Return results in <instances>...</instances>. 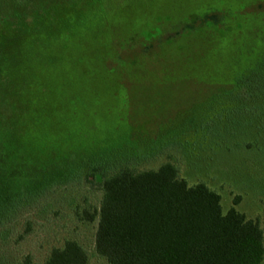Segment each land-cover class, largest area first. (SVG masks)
<instances>
[{
    "label": "rangeland",
    "instance_id": "374dc122",
    "mask_svg": "<svg viewBox=\"0 0 264 264\" xmlns=\"http://www.w3.org/2000/svg\"><path fill=\"white\" fill-rule=\"evenodd\" d=\"M4 13L21 23L3 37L22 43L27 60L31 51L53 63L27 94L36 143L70 155L68 169L119 149L104 176L170 163L264 235V114H232L262 96L241 88L228 99L231 114H186L264 45V0H9ZM101 198L86 167L43 191L0 230V264H43L66 240L88 264H108L94 248L97 219L85 216Z\"/></svg>",
    "mask_w": 264,
    "mask_h": 264
},
{
    "label": "trees",
    "instance_id": "16d2710c",
    "mask_svg": "<svg viewBox=\"0 0 264 264\" xmlns=\"http://www.w3.org/2000/svg\"><path fill=\"white\" fill-rule=\"evenodd\" d=\"M8 2L0 0V230L43 191L63 186L86 167L102 198L98 210L85 216L97 219L94 248L108 264H261L264 235L259 224L234 207L223 213L217 193L202 183L189 187L172 164L104 176L101 171L118 160L119 149L106 148L104 155L87 163L74 161L68 169L70 155L56 145L34 141L25 117L27 94L39 83L43 66L53 63L31 51L27 60L22 43L14 45L3 37L5 28L20 30L18 17L4 13ZM251 55L247 67L230 72L225 87L193 104L186 114H231L228 99L241 88L262 97L247 100L232 114H264V45ZM238 201L236 197L234 205ZM43 264H88V255L78 242L66 240L49 251Z\"/></svg>",
    "mask_w": 264,
    "mask_h": 264
}]
</instances>
